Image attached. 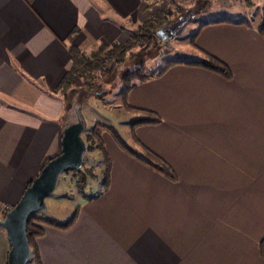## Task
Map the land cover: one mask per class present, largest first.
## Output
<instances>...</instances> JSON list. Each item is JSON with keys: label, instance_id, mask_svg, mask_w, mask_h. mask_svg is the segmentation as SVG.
<instances>
[{"label": "crops", "instance_id": "0c3cea01", "mask_svg": "<svg viewBox=\"0 0 264 264\" xmlns=\"http://www.w3.org/2000/svg\"><path fill=\"white\" fill-rule=\"evenodd\" d=\"M150 1L0 0V219L61 151L67 101L57 84L71 68L68 44L84 55L124 42L153 14ZM251 25L207 24L195 37L197 58L217 57L230 79L175 63L128 92V105L162 119L130 128L133 143L177 180L115 144L107 188L86 185L71 203L74 224L44 226L36 239L42 264H264V34ZM9 248L0 227V264Z\"/></svg>", "mask_w": 264, "mask_h": 264}, {"label": "trees", "instance_id": "16d2710c", "mask_svg": "<svg viewBox=\"0 0 264 264\" xmlns=\"http://www.w3.org/2000/svg\"><path fill=\"white\" fill-rule=\"evenodd\" d=\"M166 4L172 7L175 12H180L190 5L195 6L204 0H165ZM196 6V7H197ZM164 11H157L154 15L148 16L143 22L137 25L136 28H129L130 37L124 42L114 41L108 45L97 44L93 50L86 54V59L82 57V52L78 50L71 44H68V51L71 59V68L62 76L57 84V92L60 96L67 101L69 90L76 87L75 79L79 78L82 80L88 91L93 89L96 82H98L101 76L107 73V65L110 66L122 62L126 54L129 57H135L136 54L131 52L136 46L137 42L146 43L147 47L156 40H159L154 34V30L160 25L157 22L158 18H161ZM262 20L258 23L256 29L259 33L264 34V9L262 12ZM229 22L233 24H243L252 27L251 22L246 19L230 20L227 18H216L204 22L200 27L194 32L191 42L195 44V37L199 32V29L207 24ZM124 27H122L123 29ZM175 63H180L184 65L197 66L207 70H210L225 79H230L232 76L230 68L217 57L204 53L201 59L197 60H177L170 62L168 65L164 66L157 73L146 74L143 71V65H140L135 70H131L122 76V80L125 82L124 89L121 93L122 106L126 112H130L134 115V118L130 122V128L138 125H158L161 123V117L153 112L146 109L135 108L127 103L128 92L138 83L145 82L149 79H153L162 75L167 68ZM107 132L116 142L118 147L122 149L132 158L136 159L140 163L146 165L150 169L156 171L166 179L170 181H176L177 175L173 168L160 156L155 154L153 151L148 149L145 145L137 142L138 147H133L127 144L121 137L118 131L111 127L110 125L104 124L102 122H95L88 130L82 133V137L87 144V151L96 150L103 163L102 166V181L101 185L105 189L108 186L110 178V166L111 162L109 156L105 150L104 143L102 140V134ZM82 168V167H81ZM78 179L76 184L79 190H82L86 182V174L83 169L74 170ZM31 182V181H30ZM28 182V185L30 184ZM78 207H75L71 216L63 223L58 222L54 219L47 218L38 214V212L33 213L27 222V238L31 250L30 260L33 264H42L39 252L36 247V239L43 236L45 229L44 226H51L59 229H68L71 227L77 216ZM6 212L1 216L3 218ZM259 249L262 259L264 260V236L259 241Z\"/></svg>", "mask_w": 264, "mask_h": 264}, {"label": "rangeland", "instance_id": "374dc122", "mask_svg": "<svg viewBox=\"0 0 264 264\" xmlns=\"http://www.w3.org/2000/svg\"><path fill=\"white\" fill-rule=\"evenodd\" d=\"M151 5H154L155 9L152 10L154 12L151 15H154L157 11L165 12L161 18L157 19L160 25L167 24L176 19L185 9L180 12H175L172 7L166 4L165 0H151ZM196 6L197 4L195 6H189L194 7L195 13L181 35L173 40H156L147 47H145L146 43L144 44L138 41L131 51L136 56L129 57L126 54L122 62H118L112 66L108 64L106 67L107 73L101 76L91 91H88L84 85H81L83 83L81 79H75L76 87L74 88H81L83 90L82 112L87 123L86 130L95 122H102L115 128L127 144L137 148L138 146L133 143L130 137V122L134 115L126 112L122 106L121 93L125 86L122 76L131 70H135L140 65H143L144 73L152 74L157 73L170 62L177 60H197L199 51L192 44L191 38L200 25L210 19L228 17L247 18L257 26L262 17L264 0H204V2H200ZM138 24L130 25V28L134 29ZM86 54L82 55L84 59H86ZM73 97L75 98L77 96L73 95ZM102 140L106 152H108V149H114V146L117 145L107 132L102 134ZM102 166L103 163L96 150L86 152L81 168L86 174L85 186L88 184L96 186L101 183ZM78 176L74 170L63 172L59 177L57 188L47 196L48 208L37 211L38 214L61 223L65 222L75 208H73L71 214H68L72 207L71 203H75L77 198H79L76 194L81 193L83 190H79L76 184ZM61 191H64L62 196H60ZM60 198L67 199L70 201V204L69 202H59L56 204ZM53 201L55 203H52ZM67 215L70 216L68 217ZM27 264L33 263L29 261Z\"/></svg>", "mask_w": 264, "mask_h": 264}, {"label": "water", "instance_id": "95a60500", "mask_svg": "<svg viewBox=\"0 0 264 264\" xmlns=\"http://www.w3.org/2000/svg\"><path fill=\"white\" fill-rule=\"evenodd\" d=\"M194 13V7L185 8L176 19L158 26L154 34L162 41L173 40L181 35ZM75 92L78 94L74 98L72 96ZM82 94L81 88L69 90V99L61 125L60 153L43 165L40 172L25 188L19 201L0 219V227L5 230L10 244L7 264L29 262L31 250L26 234L29 217L46 208L45 198L56 189L59 176L63 172L78 170L82 167L87 152V144L82 137L87 127L82 112Z\"/></svg>", "mask_w": 264, "mask_h": 264}, {"label": "built area", "instance_id": "2783aa9c", "mask_svg": "<svg viewBox=\"0 0 264 264\" xmlns=\"http://www.w3.org/2000/svg\"><path fill=\"white\" fill-rule=\"evenodd\" d=\"M3 209L5 210V212H7L9 209H11L10 207H8V206H6V205H4L3 206Z\"/></svg>", "mask_w": 264, "mask_h": 264}, {"label": "flooded vegetation", "instance_id": "af4514ba", "mask_svg": "<svg viewBox=\"0 0 264 264\" xmlns=\"http://www.w3.org/2000/svg\"><path fill=\"white\" fill-rule=\"evenodd\" d=\"M78 92H75L73 95H76L77 96ZM73 97V96H72Z\"/></svg>", "mask_w": 264, "mask_h": 264}]
</instances>
